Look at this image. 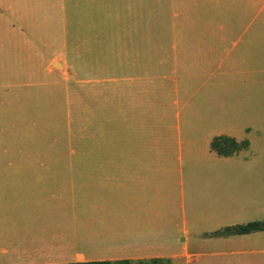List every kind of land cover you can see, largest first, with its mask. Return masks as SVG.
<instances>
[{
    "label": "crops",
    "instance_id": "0c3cea01",
    "mask_svg": "<svg viewBox=\"0 0 264 264\" xmlns=\"http://www.w3.org/2000/svg\"><path fill=\"white\" fill-rule=\"evenodd\" d=\"M37 4L0 0V52L32 47L23 21L35 11L43 14L44 7ZM44 4L45 12L61 16L58 7L51 9L48 0ZM256 6L264 8V0L211 1L203 9L200 30L194 28L190 35L192 41L187 35L185 43L171 40L173 71L181 79L201 82L204 90L191 96L176 90L181 125L153 127L146 142L141 132L129 141L123 132L121 156L48 158L45 173H0V219L14 215L9 219L11 239H0V264L149 259L264 264V229L210 237L227 227L264 223V168L258 159L250 151L242 156L246 150L227 158L210 150L217 136L248 138L249 119L264 109L255 79L240 83L236 69L229 79L225 72L216 75L225 62L221 48H237L232 34ZM65 47L63 40L58 48ZM186 48H192V57ZM60 56L53 53L44 70L49 73ZM33 57L39 60L35 52L29 54ZM230 83L234 90L227 93ZM10 84L0 81V86Z\"/></svg>",
    "mask_w": 264,
    "mask_h": 264
},
{
    "label": "rangeland",
    "instance_id": "374dc122",
    "mask_svg": "<svg viewBox=\"0 0 264 264\" xmlns=\"http://www.w3.org/2000/svg\"><path fill=\"white\" fill-rule=\"evenodd\" d=\"M36 1L43 14L35 11L23 21L32 47L0 52V81L14 83L0 86V173H45L48 158L121 156L123 132L128 141L141 132L146 142L153 127L181 125L176 90L204 94L201 82L173 71L169 46L191 39L203 9L218 0H48L61 16L45 12V0ZM236 36L237 48H221L225 62L216 75L225 72L229 79L240 71V83L255 79L263 100L264 8L252 9ZM63 40L66 47L58 48ZM32 52L39 60L29 58ZM55 52L61 56L48 73L43 67ZM226 88L234 90L232 83ZM247 125L249 139L237 142L251 147L242 156L250 151L264 168V109ZM2 215L0 239L8 242L14 215Z\"/></svg>",
    "mask_w": 264,
    "mask_h": 264
},
{
    "label": "trees",
    "instance_id": "16d2710c",
    "mask_svg": "<svg viewBox=\"0 0 264 264\" xmlns=\"http://www.w3.org/2000/svg\"><path fill=\"white\" fill-rule=\"evenodd\" d=\"M249 144L247 141L237 142L233 138L226 136H217L211 140L210 150L214 152L218 157H232L237 155L242 150H246ZM261 224L259 222H252L244 225H238L233 227L224 228L221 231L210 234V237H223L233 235H246L257 231H262ZM68 264H170L167 259H149L140 261H114V262H85V263H68Z\"/></svg>",
    "mask_w": 264,
    "mask_h": 264
},
{
    "label": "water",
    "instance_id": "95a60500",
    "mask_svg": "<svg viewBox=\"0 0 264 264\" xmlns=\"http://www.w3.org/2000/svg\"><path fill=\"white\" fill-rule=\"evenodd\" d=\"M261 227L264 229V223L261 224Z\"/></svg>",
    "mask_w": 264,
    "mask_h": 264
}]
</instances>
